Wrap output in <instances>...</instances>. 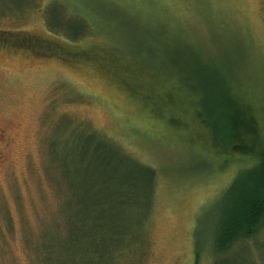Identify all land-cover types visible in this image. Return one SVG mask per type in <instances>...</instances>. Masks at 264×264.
Masks as SVG:
<instances>
[{
  "label": "rangeland",
  "instance_id": "1",
  "mask_svg": "<svg viewBox=\"0 0 264 264\" xmlns=\"http://www.w3.org/2000/svg\"><path fill=\"white\" fill-rule=\"evenodd\" d=\"M81 18L87 32L77 38L100 53L95 78L0 47V264H74L80 244L69 241L81 234L86 188L67 181L83 168L99 172L90 149L81 162L79 125L157 170L149 221L140 223L146 253L132 250L119 264H264V229L212 252L223 191L264 150V0H0V30L76 34ZM203 64L233 90L243 84L232 148L212 147L191 105L154 116L139 100L149 88L161 93L164 76L183 82L178 94L202 91ZM175 110L189 128L172 125Z\"/></svg>",
  "mask_w": 264,
  "mask_h": 264
},
{
  "label": "trees",
  "instance_id": "2",
  "mask_svg": "<svg viewBox=\"0 0 264 264\" xmlns=\"http://www.w3.org/2000/svg\"><path fill=\"white\" fill-rule=\"evenodd\" d=\"M86 25L88 26L81 18L76 34H73L72 30L60 29V31L53 28L48 33L0 30V47L9 48L23 56L28 55L50 62L56 60L79 70L84 78L87 76L95 78L98 75L96 60L100 53L95 52L91 45H85L82 38L80 40L77 38L83 37L87 32ZM62 31L66 32V37L60 35ZM211 60L212 58L209 57L207 62ZM199 69L200 71L195 73L196 77L206 80L203 92L198 90L193 94L190 92L186 95L178 94L183 82L176 78L179 81L178 85H169L170 79L164 76L159 84L164 88L161 93L156 88H149V92H142L143 95L139 96V100L147 105L145 106L149 114L154 116L166 108L175 109L177 101L191 105L190 109L193 111L191 120L195 121L196 117L199 128L201 125L206 128L211 137L212 147L232 148L233 137L238 135L236 124L240 125L237 120L239 114L237 104L241 105V101L244 100L239 93L243 84H237L236 88L239 91H235L233 86L220 80L216 69L209 68L205 64ZM146 78L150 82H155L156 77ZM176 114L175 110L176 118L174 117L173 120L177 123L172 125L180 129L189 128L190 120L183 122L179 114ZM74 130H80L77 133V140L82 149L81 162L86 161L90 149L89 168L93 166L99 169V172L93 173V171L86 172L83 168V177L79 181L72 179L67 181V185L69 183L76 189H79V185L86 188L83 197L79 200V219L84 223L79 227L81 234L77 238L75 232V238L69 241L71 244H74V241L80 244L75 250L74 264H119V258L130 254L132 250L134 252L140 250L144 255L147 231L144 230L145 225L141 226L140 223L149 221L157 170L134 159L115 142L95 130L80 125ZM73 158L74 156L69 159L73 160ZM113 161L120 162L118 165L121 169L115 167ZM88 173L92 176L90 179H87ZM94 184L99 189L91 193ZM222 194L224 205L212 251L215 254L228 253L244 240H257L258 234L264 229V150L255 163L236 173ZM8 222L10 224L12 222L10 216ZM71 235H74L73 232ZM198 247L199 244L197 257L201 254ZM67 259L66 264H73L68 262L69 257ZM48 264L54 262L48 258Z\"/></svg>",
  "mask_w": 264,
  "mask_h": 264
}]
</instances>
